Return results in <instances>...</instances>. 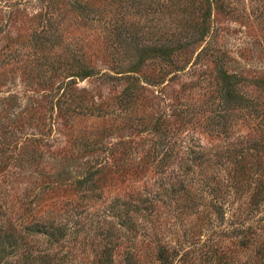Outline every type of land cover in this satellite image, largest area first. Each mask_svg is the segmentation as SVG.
Here are the masks:
<instances>
[{"label": "rangeland", "instance_id": "obj_1", "mask_svg": "<svg viewBox=\"0 0 264 264\" xmlns=\"http://www.w3.org/2000/svg\"><path fill=\"white\" fill-rule=\"evenodd\" d=\"M208 2L0 0V264H264V0Z\"/></svg>", "mask_w": 264, "mask_h": 264}, {"label": "trees", "instance_id": "obj_2", "mask_svg": "<svg viewBox=\"0 0 264 264\" xmlns=\"http://www.w3.org/2000/svg\"><path fill=\"white\" fill-rule=\"evenodd\" d=\"M207 1H209L208 3L210 4L211 3V0H207ZM211 5H213L212 3H211ZM201 9H202V7H201ZM204 13H205V15L208 13L207 11H204ZM205 15H203L202 14V17H203V20H202V22H203V25L204 24H206V20H205ZM201 26L200 28H201V30H200V33H201V35H200V37L202 38H204L205 37V34H206V32L208 31V29H207V27L204 25V26Z\"/></svg>", "mask_w": 264, "mask_h": 264}]
</instances>
